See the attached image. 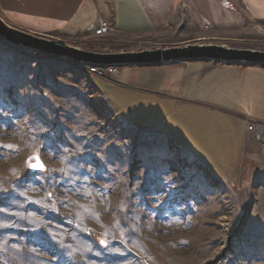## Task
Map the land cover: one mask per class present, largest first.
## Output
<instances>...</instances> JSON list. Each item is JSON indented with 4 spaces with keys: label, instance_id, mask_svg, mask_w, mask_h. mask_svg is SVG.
<instances>
[{
    "label": "rangeland",
    "instance_id": "1",
    "mask_svg": "<svg viewBox=\"0 0 264 264\" xmlns=\"http://www.w3.org/2000/svg\"><path fill=\"white\" fill-rule=\"evenodd\" d=\"M241 1L231 7L243 11ZM247 17L224 36L69 44L264 50V20ZM85 66L0 38V264H264V142L247 129L264 125V97L238 103L252 118L245 132L222 111L233 135L224 127V144L186 153L155 128L123 122Z\"/></svg>",
    "mask_w": 264,
    "mask_h": 264
},
{
    "label": "crops",
    "instance_id": "2",
    "mask_svg": "<svg viewBox=\"0 0 264 264\" xmlns=\"http://www.w3.org/2000/svg\"><path fill=\"white\" fill-rule=\"evenodd\" d=\"M240 4L243 11L225 0H0V17L24 30L75 44L84 43L88 32L105 19L113 27L112 36L129 42L174 31L192 38L202 30L224 36L245 28L248 14L264 20V0ZM93 82L123 122L155 128L190 153L210 150V143L224 144L223 112L234 115L237 130L245 132L244 119L251 117L237 110L243 112L240 107L248 97H264V66L208 60L128 65L119 69L116 79L94 75ZM226 128L233 135L232 127Z\"/></svg>",
    "mask_w": 264,
    "mask_h": 264
},
{
    "label": "water",
    "instance_id": "3",
    "mask_svg": "<svg viewBox=\"0 0 264 264\" xmlns=\"http://www.w3.org/2000/svg\"><path fill=\"white\" fill-rule=\"evenodd\" d=\"M0 38L12 45L63 58L75 64L123 67L208 60L264 66V50L237 48L215 42H187L174 46L126 51L90 50L62 43L48 35L37 34L13 26L1 17Z\"/></svg>",
    "mask_w": 264,
    "mask_h": 264
},
{
    "label": "built area",
    "instance_id": "4",
    "mask_svg": "<svg viewBox=\"0 0 264 264\" xmlns=\"http://www.w3.org/2000/svg\"><path fill=\"white\" fill-rule=\"evenodd\" d=\"M225 1L229 4H233V2H236L237 0H225ZM112 31H113V27L110 25V23L105 19H100L97 25L88 32V35L99 37L110 34ZM85 68L86 70H88V72L94 74L95 76H99V77L110 76V78L112 79L117 78L119 71V67L115 65L113 66L86 65ZM251 121H252L251 124L250 122H248L249 126H247V129L249 128L252 129L251 126H254L253 128L256 131V127L263 125L262 123H259L257 121L254 120Z\"/></svg>",
    "mask_w": 264,
    "mask_h": 264
},
{
    "label": "bare ground",
    "instance_id": "5",
    "mask_svg": "<svg viewBox=\"0 0 264 264\" xmlns=\"http://www.w3.org/2000/svg\"><path fill=\"white\" fill-rule=\"evenodd\" d=\"M85 65V64H84ZM256 133H257V135L260 137V138H262V140H263V142H264V135H263V133H264V125H261V126H258V127H256ZM264 146V145H263Z\"/></svg>",
    "mask_w": 264,
    "mask_h": 264
},
{
    "label": "snow or ice",
    "instance_id": "6",
    "mask_svg": "<svg viewBox=\"0 0 264 264\" xmlns=\"http://www.w3.org/2000/svg\"><path fill=\"white\" fill-rule=\"evenodd\" d=\"M33 167H40V168H42L43 165H41V164H37V165H33Z\"/></svg>",
    "mask_w": 264,
    "mask_h": 264
},
{
    "label": "trees",
    "instance_id": "7",
    "mask_svg": "<svg viewBox=\"0 0 264 264\" xmlns=\"http://www.w3.org/2000/svg\"><path fill=\"white\" fill-rule=\"evenodd\" d=\"M209 264H211V262Z\"/></svg>",
    "mask_w": 264,
    "mask_h": 264
}]
</instances>
